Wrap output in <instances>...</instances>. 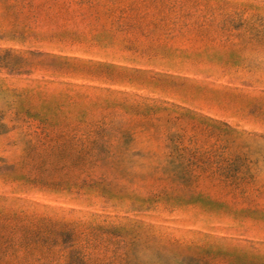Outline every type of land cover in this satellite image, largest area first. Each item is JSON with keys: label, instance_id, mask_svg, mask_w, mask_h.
<instances>
[{"label": "rangeland", "instance_id": "rangeland-1", "mask_svg": "<svg viewBox=\"0 0 264 264\" xmlns=\"http://www.w3.org/2000/svg\"><path fill=\"white\" fill-rule=\"evenodd\" d=\"M0 264H264V0H0Z\"/></svg>", "mask_w": 264, "mask_h": 264}, {"label": "trees", "instance_id": "trees-1", "mask_svg": "<svg viewBox=\"0 0 264 264\" xmlns=\"http://www.w3.org/2000/svg\"><path fill=\"white\" fill-rule=\"evenodd\" d=\"M228 127V126H227Z\"/></svg>", "mask_w": 264, "mask_h": 264}]
</instances>
